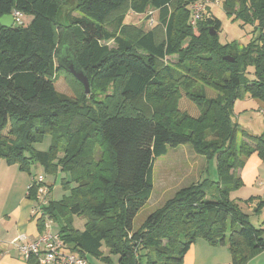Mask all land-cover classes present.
I'll return each mask as SVG.
<instances>
[{"label":"trees","instance_id":"trees-1","mask_svg":"<svg viewBox=\"0 0 264 264\" xmlns=\"http://www.w3.org/2000/svg\"><path fill=\"white\" fill-rule=\"evenodd\" d=\"M187 4L0 0V18L16 10L31 15L27 24H0V158L30 175L34 163L47 173L60 169L66 174L62 185L68 192L43 209L52 220L63 215L65 224L58 232L65 248L75 254L102 256L106 245L120 264H184L195 240L203 238L211 245L227 244L231 264H248L264 250V228L256 227L229 198L242 182L243 156L258 153L264 160V134L243 129L239 143L233 119L239 97L249 93L264 98V34L241 49L221 45L220 20L203 17L204 10L193 25ZM148 7L170 10L166 21L148 30L126 23L130 10L141 13ZM181 7L190 19L180 32L176 12ZM224 8L264 30V0H224ZM180 34L191 39L181 41ZM66 47L90 84L113 83L106 105L80 111L57 91L59 72H64L88 95L73 74L56 65ZM226 55L235 60H225ZM171 56L178 57L174 64L168 62ZM249 65L256 70L253 80L246 77ZM207 86L219 95L207 97ZM183 94L199 107V117L181 110ZM46 134L53 139L50 148L35 149L34 143ZM99 142L108 158H96ZM185 144L217 158L218 180L203 176L179 189L134 230L133 220L154 189L155 158ZM37 188L32 181L28 198L36 200ZM72 215L86 218L83 230L73 226ZM40 224L43 228V221ZM27 260L37 264L35 256Z\"/></svg>","mask_w":264,"mask_h":264},{"label":"rangeland","instance_id":"rangeland-1","mask_svg":"<svg viewBox=\"0 0 264 264\" xmlns=\"http://www.w3.org/2000/svg\"><path fill=\"white\" fill-rule=\"evenodd\" d=\"M188 8L190 12L193 8L199 4L204 3L206 14L203 17L214 16L221 22L220 29L218 31V42L221 45L232 44L238 49L247 46L251 40L257 39L261 34H264L260 28L250 22H246L242 17L229 14L224 8V0H187ZM70 4V3H69ZM234 5L240 6L239 2H234ZM66 10V5L62 6ZM147 11L138 13L134 10H130L125 19L126 23L135 24L148 30L157 25L159 20L164 22L169 15L170 10L167 12L153 10L147 8ZM193 13V12H192ZM65 12H63L64 16ZM176 22L178 29H187L186 24L190 19L188 11L181 7L176 12ZM31 15L23 14L21 22L24 24L29 23ZM112 28V26H110ZM181 41L188 42L191 37L182 34L179 35ZM111 46L114 42H109ZM177 56H171L168 62L174 64L177 62ZM58 58L56 57V65ZM59 79L56 82V89L66 99L71 101L72 106L81 111H86L88 106L97 104L101 107L107 104L108 94L112 93L114 89L113 83H91L90 93L85 96L83 94V86L77 84L74 80L67 76L64 72H59ZM246 77L249 80L256 78L255 67L249 65L246 68ZM207 97H216L219 95V91L212 87H205ZM87 99V100H85ZM180 108L182 111H186L193 118H197L200 115V109L189 98L182 95L180 99ZM233 119L237 123L239 129L237 132L236 140L240 143L244 138L242 130L248 131L252 135L264 134V98L256 97L249 93L245 96L239 97L233 108ZM53 143L51 134H46L45 137L35 142L33 147L37 150H48ZM96 158H108V152L105 150V145L102 143L95 144ZM254 156H243L244 158V174L242 182L239 186L233 188L229 193V198L236 201L242 211L249 215L253 224L256 227L264 228V201L261 196L264 191V160L258 153H253ZM178 160L176 166H169V163ZM213 161L215 164L214 171L215 177L212 178L210 170H207L206 177L210 180H218L219 172L217 166V158L206 157L198 151L194 150L190 144L179 145L177 147H169L168 153L161 157L155 158L154 162V189L147 203L140 209L138 214L133 220V229L137 230L141 227L147 217L160 208L166 200L171 198L179 189L191 185L198 181L201 172V163L208 165V162ZM262 165L261 178L257 179V167ZM246 172V173H245ZM248 172V173H247ZM31 175L27 171L20 170V166L16 163L9 165L4 159L0 158V210L9 208L15 205L22 197L27 193L29 185L31 184L32 175L44 176L45 181L49 184V193L47 195V201H60L63 195L68 192V189L63 187L62 178L66 176L64 172L59 169L57 174L47 173L42 166L34 163L31 166ZM212 188V187H211ZM51 189V190H50ZM35 201L34 199H31ZM35 203V202H34ZM72 224L76 229L83 230L86 224V218L80 215L71 216ZM48 223L54 222L56 230H60L61 225L65 224L63 215L59 214V221L51 220L48 217ZM229 235V233H228ZM264 237V235H263ZM258 258L256 263L264 264V250L255 256ZM87 264H120L119 256L110 252L109 248L104 245L102 247V256H96L92 253L86 255ZM253 264V263H252Z\"/></svg>","mask_w":264,"mask_h":264},{"label":"crops","instance_id":"crops-1","mask_svg":"<svg viewBox=\"0 0 264 264\" xmlns=\"http://www.w3.org/2000/svg\"><path fill=\"white\" fill-rule=\"evenodd\" d=\"M254 154H251L253 157ZM177 159L169 163V166H176ZM203 161L201 163L200 175L198 180L203 176H206L209 169L212 178L215 177V171L213 170L215 164L211 160L208 165L204 166ZM262 165L257 167V179L261 178ZM244 168L239 171L241 178L244 174ZM238 173V172H237ZM246 173V172H245ZM248 173V172H247ZM30 186V185H29ZM28 192V191H27ZM261 196L264 201V191ZM35 202V203H34ZM37 202L28 198L27 193L22 197L15 205L0 210V264H29L27 258L21 253L18 248V244L36 239L41 234L51 229L54 232H58L54 226V222L50 223L49 228H46V222L48 217L42 216L40 213H35L33 210L36 207ZM264 211V207L262 209ZM264 214L262 215L263 218ZM52 220V219H51ZM40 221H43V228H40ZM46 221V222H45ZM258 258H252L248 264L256 263ZM232 255L227 244L224 245H211L203 238H197L189 251L184 257V264H231Z\"/></svg>","mask_w":264,"mask_h":264},{"label":"built area","instance_id":"built-area-1","mask_svg":"<svg viewBox=\"0 0 264 264\" xmlns=\"http://www.w3.org/2000/svg\"><path fill=\"white\" fill-rule=\"evenodd\" d=\"M205 4L199 3L193 8L191 24L195 25L203 16ZM15 23L21 24L22 13L14 11ZM38 185L36 193L37 205L34 208L35 213H41L47 217L43 207L48 204L47 195L49 193V184L46 183L44 176H37L34 180L31 178V183ZM50 223L46 222V228H49ZM21 253L28 259L31 256L37 258V264H87L86 257L75 254L65 248L64 240L59 232H54L49 229L33 240L24 241L18 244Z\"/></svg>","mask_w":264,"mask_h":264},{"label":"water","instance_id":"water-1","mask_svg":"<svg viewBox=\"0 0 264 264\" xmlns=\"http://www.w3.org/2000/svg\"><path fill=\"white\" fill-rule=\"evenodd\" d=\"M0 24L3 27L10 28L15 24V17L13 14L3 15L0 18ZM211 34H215L216 30L210 28ZM225 60L230 62L234 61L235 58L231 55L224 56ZM58 64L62 66L66 71L73 74L85 87L86 94L90 93V82L89 78L86 75L85 71L80 67L76 60L75 54L71 51L70 48L66 47L62 51L61 55L58 57Z\"/></svg>","mask_w":264,"mask_h":264}]
</instances>
